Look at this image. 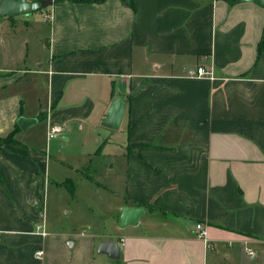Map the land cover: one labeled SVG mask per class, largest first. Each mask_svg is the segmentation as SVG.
I'll return each instance as SVG.
<instances>
[{"label": "crops", "instance_id": "obj_1", "mask_svg": "<svg viewBox=\"0 0 264 264\" xmlns=\"http://www.w3.org/2000/svg\"><path fill=\"white\" fill-rule=\"evenodd\" d=\"M24 17L0 18V264H264V7L54 0ZM200 65L214 76L187 75Z\"/></svg>", "mask_w": 264, "mask_h": 264}, {"label": "water", "instance_id": "obj_2", "mask_svg": "<svg viewBox=\"0 0 264 264\" xmlns=\"http://www.w3.org/2000/svg\"><path fill=\"white\" fill-rule=\"evenodd\" d=\"M54 0H0V18H11L17 15H27L33 12L44 9L51 5ZM256 3L264 7V0H254ZM125 113V103L121 98H116L104 120L102 125L111 129H119L122 123ZM36 119L21 117L18 123L21 128L25 129L30 123L35 122ZM133 214L131 220L128 222L126 217L128 214ZM142 213V209L136 208H124L122 210L121 225L124 226L129 223L135 224L139 216ZM99 251L105 253L111 258H118L120 254V248L116 241L105 240L101 242Z\"/></svg>", "mask_w": 264, "mask_h": 264}, {"label": "built area", "instance_id": "obj_3", "mask_svg": "<svg viewBox=\"0 0 264 264\" xmlns=\"http://www.w3.org/2000/svg\"><path fill=\"white\" fill-rule=\"evenodd\" d=\"M187 75L192 78H212L214 76V72L212 68H208L207 66L200 65L197 67H191L187 70ZM64 132V128L61 125H52L48 129V138L53 139L60 133ZM196 228L199 230L198 236L200 238H206V229L202 223H197ZM251 255H255L254 252L250 251ZM44 255V250L39 249L36 251V256L41 258Z\"/></svg>", "mask_w": 264, "mask_h": 264}, {"label": "rangeland", "instance_id": "obj_4", "mask_svg": "<svg viewBox=\"0 0 264 264\" xmlns=\"http://www.w3.org/2000/svg\"><path fill=\"white\" fill-rule=\"evenodd\" d=\"M33 1H36V0H33ZM47 8H48V6L45 7L44 9H47ZM34 14L35 15H34L33 18H36V17L40 18V16H38L37 13H34ZM24 16L25 15H22L20 17L19 16L18 17H12V18H16L17 25L20 26V25H24L25 24V21H24L25 17ZM12 18H6V20H5V22L7 24H9V26H11L13 23H15V21H13ZM29 21L35 23V20L34 19H30L29 18ZM4 59H5V57H3V56L0 55V64L2 63V61H4ZM103 165L104 166L105 165H108V167H109L110 163L109 164L106 163V164H103ZM105 170H107V169H105ZM107 171L109 172V169ZM107 171H105V172H107ZM105 172H103L104 174H103V176H101V178L104 179V180L106 179ZM68 188L70 189V185H68ZM71 193H70L71 194V197L72 196H76V194L74 192H71ZM61 211H62V216H63L62 218L64 220L63 222H64L65 225H68L69 223H71L70 221L73 220V209L72 210H69L68 208H65V209H61ZM68 213L70 215V220L68 218ZM97 227H98L97 228V231H99L100 233H103L104 235H109V233H110L109 224L107 222H105L103 220V218H101V220L99 221V224L97 225ZM77 229L80 230V228H77Z\"/></svg>", "mask_w": 264, "mask_h": 264}, {"label": "trees", "instance_id": "obj_5", "mask_svg": "<svg viewBox=\"0 0 264 264\" xmlns=\"http://www.w3.org/2000/svg\"><path fill=\"white\" fill-rule=\"evenodd\" d=\"M55 1H63V0H55ZM69 1H73V2H103L105 0H69ZM231 1H237V0H231ZM263 49H264V36H263L262 40L259 43V54H261ZM12 137H13V134H11L7 139H5V140L2 139L1 141H6V140L8 141L9 139H12ZM66 184L67 185L70 184V190H72L73 182L72 181H68Z\"/></svg>", "mask_w": 264, "mask_h": 264}]
</instances>
